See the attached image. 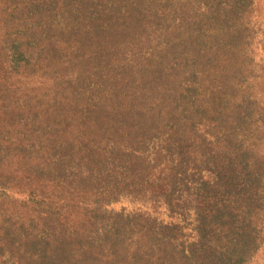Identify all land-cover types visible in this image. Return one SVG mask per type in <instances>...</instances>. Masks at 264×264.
Wrapping results in <instances>:
<instances>
[{
  "label": "rangeland",
  "instance_id": "1",
  "mask_svg": "<svg viewBox=\"0 0 264 264\" xmlns=\"http://www.w3.org/2000/svg\"><path fill=\"white\" fill-rule=\"evenodd\" d=\"M28 4L0 0V264H264V0Z\"/></svg>",
  "mask_w": 264,
  "mask_h": 264
},
{
  "label": "trees",
  "instance_id": "2",
  "mask_svg": "<svg viewBox=\"0 0 264 264\" xmlns=\"http://www.w3.org/2000/svg\"><path fill=\"white\" fill-rule=\"evenodd\" d=\"M8 1L10 2L9 6H14V5L26 2V0H8ZM27 1H29V4L25 8L28 9V13H29L27 15L28 17H35L38 13L33 12V10L37 9L39 6L50 8L51 3L56 2V0H27ZM14 9H15V7H14ZM10 17H13V14H10ZM16 55H19L18 57L22 56V54H20L18 52V50H16ZM3 65L4 64L2 62H0V75L2 73L1 69L3 68ZM128 120H129V117L128 116H124L122 123L128 125V123H127ZM134 123L141 124L142 127H141V129H136L135 128L136 126L134 124L132 127L130 126L131 130H134V134L136 133L137 135H139L140 130H141V135H140V137H137V138H135L133 140H126V149L130 150L131 155L134 157V158L130 159V161H132V163L135 164L136 160H139V159H142V158H149L150 155L147 154L148 151H149V148L150 147L153 148V149L156 148V146H157L156 142L159 143V141L155 140L154 136L151 135L152 132H153L152 126H150L148 130H145V128H144V126L146 125L145 123H141L138 120L134 121ZM116 125H117V123H116ZM193 126H195V125H193ZM140 138H141V142L139 141ZM125 152H126V150H125ZM158 154H160V156L164 155V156L168 157L169 150H165V152L163 151V149H162V151L159 150ZM145 156H147V157H145ZM154 160H156V158H154ZM138 176H139V174L137 172H135V171L132 172L131 174L128 171L127 174L125 175V179L128 181L127 187L125 189L127 191L130 190L129 193H131V194L132 193L133 194L139 193L141 191L140 187L143 186L141 184H143V183L145 185H148V186H152L153 185L150 181H146L144 179L143 180L141 179V181H139V183H138L137 182L138 181ZM120 183L123 184L124 181H121ZM117 190H119V187L117 188ZM144 193L147 194L149 192L145 191Z\"/></svg>",
  "mask_w": 264,
  "mask_h": 264
}]
</instances>
